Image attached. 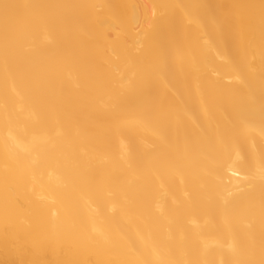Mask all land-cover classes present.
I'll list each match as a JSON object with an SVG mask.
<instances>
[{"label":"bare ground","instance_id":"obj_1","mask_svg":"<svg viewBox=\"0 0 264 264\" xmlns=\"http://www.w3.org/2000/svg\"><path fill=\"white\" fill-rule=\"evenodd\" d=\"M0 264H264V0H0Z\"/></svg>","mask_w":264,"mask_h":264}]
</instances>
